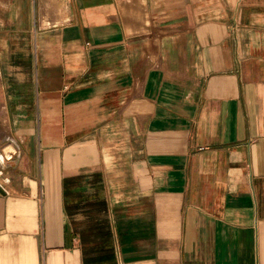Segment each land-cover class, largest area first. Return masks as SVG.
I'll list each match as a JSON object with an SVG mask.
<instances>
[{"label":"crops","instance_id":"0c3cea01","mask_svg":"<svg viewBox=\"0 0 264 264\" xmlns=\"http://www.w3.org/2000/svg\"><path fill=\"white\" fill-rule=\"evenodd\" d=\"M1 143L0 264H264V0H0Z\"/></svg>","mask_w":264,"mask_h":264},{"label":"bare ground","instance_id":"6f19581e","mask_svg":"<svg viewBox=\"0 0 264 264\" xmlns=\"http://www.w3.org/2000/svg\"><path fill=\"white\" fill-rule=\"evenodd\" d=\"M15 153H17L16 148L12 144L4 146L0 151V162L5 163L6 160H11Z\"/></svg>","mask_w":264,"mask_h":264},{"label":"water","instance_id":"95a60500","mask_svg":"<svg viewBox=\"0 0 264 264\" xmlns=\"http://www.w3.org/2000/svg\"><path fill=\"white\" fill-rule=\"evenodd\" d=\"M16 161V159H15ZM14 160H6L5 163L0 162L1 165H14L15 164Z\"/></svg>","mask_w":264,"mask_h":264},{"label":"rangeland","instance_id":"374dc122","mask_svg":"<svg viewBox=\"0 0 264 264\" xmlns=\"http://www.w3.org/2000/svg\"><path fill=\"white\" fill-rule=\"evenodd\" d=\"M44 19H46V17L43 18V22H42V23H47L46 20L44 21ZM2 144H3V143L0 144V151L2 150V147H3ZM14 155H15V154H14ZM14 155H13V156H14ZM14 157H15V156H14ZM14 157H13V158H14ZM13 158H12V160H13Z\"/></svg>","mask_w":264,"mask_h":264}]
</instances>
